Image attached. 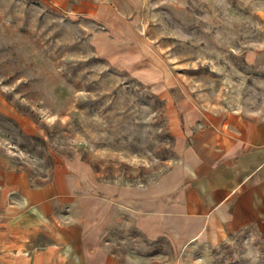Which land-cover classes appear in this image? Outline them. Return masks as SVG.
Masks as SVG:
<instances>
[{
    "label": "rangeland",
    "instance_id": "374dc122",
    "mask_svg": "<svg viewBox=\"0 0 264 264\" xmlns=\"http://www.w3.org/2000/svg\"><path fill=\"white\" fill-rule=\"evenodd\" d=\"M180 101L264 119V0H0V168L74 173L63 221L95 261L264 264L253 224L196 238Z\"/></svg>",
    "mask_w": 264,
    "mask_h": 264
},
{
    "label": "crops",
    "instance_id": "0c3cea01",
    "mask_svg": "<svg viewBox=\"0 0 264 264\" xmlns=\"http://www.w3.org/2000/svg\"><path fill=\"white\" fill-rule=\"evenodd\" d=\"M169 111L176 136L191 140L175 197L196 238L219 241L252 224L264 232V119L203 113L185 101ZM66 171L34 184L23 169L0 168V264H120L109 254L92 259L83 222L63 221L76 185Z\"/></svg>",
    "mask_w": 264,
    "mask_h": 264
}]
</instances>
